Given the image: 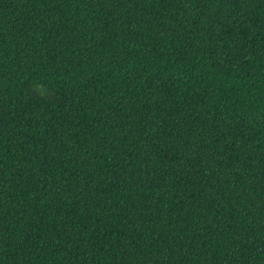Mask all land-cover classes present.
<instances>
[{
    "label": "trees",
    "instance_id": "16d2710c",
    "mask_svg": "<svg viewBox=\"0 0 264 264\" xmlns=\"http://www.w3.org/2000/svg\"><path fill=\"white\" fill-rule=\"evenodd\" d=\"M0 264H264V0H0Z\"/></svg>",
    "mask_w": 264,
    "mask_h": 264
}]
</instances>
